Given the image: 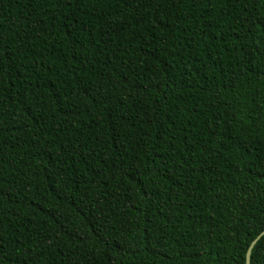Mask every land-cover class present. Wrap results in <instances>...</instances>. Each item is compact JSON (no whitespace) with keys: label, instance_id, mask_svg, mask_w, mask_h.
<instances>
[{"label":"trees","instance_id":"16d2710c","mask_svg":"<svg viewBox=\"0 0 264 264\" xmlns=\"http://www.w3.org/2000/svg\"><path fill=\"white\" fill-rule=\"evenodd\" d=\"M263 228L264 0H0V264H245Z\"/></svg>","mask_w":264,"mask_h":264},{"label":"water","instance_id":"95a60500","mask_svg":"<svg viewBox=\"0 0 264 264\" xmlns=\"http://www.w3.org/2000/svg\"><path fill=\"white\" fill-rule=\"evenodd\" d=\"M264 234V228L252 239V241L250 242L247 251H246V255H245V264H250L249 261V257H250V251L252 246L254 245V243Z\"/></svg>","mask_w":264,"mask_h":264}]
</instances>
